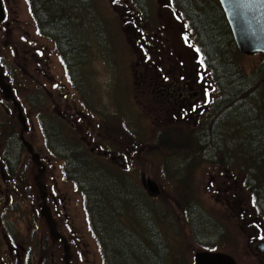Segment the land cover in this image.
Listing matches in <instances>:
<instances>
[{
	"label": "rangeland",
	"instance_id": "1",
	"mask_svg": "<svg viewBox=\"0 0 264 264\" xmlns=\"http://www.w3.org/2000/svg\"><path fill=\"white\" fill-rule=\"evenodd\" d=\"M73 1V9L85 21L83 25L80 23L82 31H80V25L75 23L74 26L68 25V28L64 29L65 33H69L71 30L73 34L77 32L70 45L75 51L80 52L77 53V58L80 54L82 55V60L78 58L81 61L79 65L81 70L76 68L77 73L74 81L76 86H73L67 79L63 63L59 60V53L53 40L56 35L51 32V29L48 30L47 19L45 22L43 20L37 24L32 16L28 0H2L5 13H8V17L4 19V22L9 21L5 23L8 25L7 31H5L3 22L0 24V40L2 41L0 57L6 60L8 69L11 71L12 67L17 78L20 77L23 80L20 82L17 79L16 82H13L17 85L18 96L23 102V114L27 119V131L24 132V138L40 155V160L45 167L41 175V182L46 188V204L56 222L57 231L67 239L70 246V263L105 264L103 248L92 231V223L84 197L74 183L63 176L64 160L53 158L48 153L46 140L36 119L41 113L56 114L60 112L58 115L63 118L68 127L67 130L72 129L81 144L111 165L113 171L115 169L131 180L134 200L131 199L124 204L120 203L118 198L113 203L109 200V197L112 196L114 201V196L119 194L120 189L124 186L122 183L114 185L107 195L101 191L102 187L99 181L95 182L99 192L104 195L102 212L94 216L106 221V223L104 222L106 235L116 230V233L124 237L122 229L125 228L127 235H135L137 244L143 245L148 252L152 253L151 256H154L158 249L143 239L141 234H144V231L140 227L137 228L135 224L136 221H139L146 226V221L151 219L152 226L153 224L156 226L160 238L163 239L162 246L168 252H172L168 259L174 260L175 264H193L194 253L207 249L228 253L235 258L237 264H259L256 255H261V253L257 251L256 246L258 242H264L260 239L261 236H264V217H259L254 212L253 205L250 203L251 197L244 185V174H239L233 169L230 170L223 164L194 166L192 164L183 165L176 160L172 163L178 166V169L173 172L171 167L174 165L165 166L159 156L145 150L146 147L143 145L159 131L167 132L165 135L169 138H176V135L173 136V132L181 137H186L191 130L198 128L199 117L193 118L189 114L191 118L188 117L184 120V124L179 126L177 121L180 118L176 117L173 112H167L171 108L164 101L166 98H162L158 92L155 93L157 77L154 75L152 77L154 83H151L141 74V68L134 65L137 60L135 55L137 48L123 31L124 27L129 25L128 20L135 21L145 34L156 30L161 15L169 12L168 8L163 6L164 2L162 0H142V3L136 4L128 0ZM210 1L218 3L217 0ZM35 2L37 10L38 5L44 1L35 0ZM200 2L201 0H197V4ZM171 5L172 9L182 18L179 9L174 7V2ZM98 10L105 17V23L94 19L93 23L89 25L87 15H92V11L97 14ZM52 11L50 10V12ZM201 12L204 14V11ZM37 13L39 17L41 14H44V18L48 17L45 9L37 10ZM51 26L61 34L60 26L55 24ZM40 29L48 30L49 34L43 36ZM90 30L93 31L89 32ZM193 44L196 47L194 37ZM35 45L42 46L43 49L40 50L42 53L36 55L34 62L31 63L30 51L33 52ZM234 46L236 53H233L228 42L223 59L236 69L237 78L240 69L244 70L251 78H261L264 81V55H243L239 53L235 43ZM178 52L182 54L181 51ZM46 57L48 58L46 59ZM217 58L221 60V54L218 53ZM70 60L71 64H74L75 55L70 56ZM14 62L17 64L14 65ZM190 63L192 66L195 65L198 71L197 75L200 74L201 70L198 67L200 62L192 61ZM171 64H175L174 59ZM174 66H176L174 67L176 70L177 65ZM224 66L227 69L224 75L229 77V82H231V79L233 80L229 71L231 66L228 67L226 64ZM72 67L70 65V68ZM202 77L205 79V84L211 86V94L209 100L202 99L199 105L201 106L200 110L209 107V112L206 114L209 116L211 114L210 104L217 98V93L212 87L214 80L211 79V71L209 69L201 71L199 78ZM29 78L32 87H27ZM57 81L60 83L59 89L54 90L55 96H49L47 89L51 88L52 82ZM229 86L231 87V83ZM144 88L146 90L151 88L150 94H145ZM61 92L63 93L62 97ZM31 93H34L36 100L39 97L36 107L42 109L35 107L32 110L30 108L28 98ZM215 96L216 98H214ZM42 99L44 103L40 104ZM8 105L13 108L10 116L12 117L11 121L16 122L18 135L21 126L16 119V108L11 103ZM67 106L69 107L67 108ZM81 108L84 110V115L81 125L78 126L75 123L77 111ZM67 110H73L76 113L67 114L65 112ZM138 111L154 115L155 125L144 114V121H137L132 126L131 122L134 116L140 117ZM87 122L93 132L91 145H86V142L81 139V136H84V131L81 128L85 127ZM225 127H228L227 123ZM59 129L61 132L64 131L63 127H59ZM135 129L141 133L132 134V130ZM198 131L201 132L202 129ZM6 136L10 137L11 135L6 134ZM226 138L228 140L230 136H226ZM49 140L52 141V138ZM0 141H3L1 135ZM97 142L105 143V150H101L102 148ZM6 146L5 153L8 159L13 160L16 165L14 176L19 177L20 180L18 178V182L13 183V179H11L8 182L9 173L6 168L4 169L0 208L2 204L4 206L2 209L4 223L10 221L14 227L9 241L12 245L9 244L14 246V254L18 253V262H12L10 257L6 260L9 249L3 239L4 262L5 264H43L44 262L46 264H64L63 245L59 242L60 257L57 241L51 240L45 221L39 214L40 193L34 181L38 167L31 160L30 154L20 143L18 144L15 138L9 139ZM92 146H96L99 150L93 149ZM111 154L123 155L122 158L126 163L123 168L118 167V161L111 160ZM23 176L25 180L21 179ZM147 178H151L158 186V191L154 196L147 195L142 187V182L145 184ZM27 186L31 189L28 190ZM128 186L125 193L127 197H131L130 186ZM107 187L109 186L107 185ZM144 195L149 198L148 201ZM138 196L140 203L146 201V210L155 212L156 215L152 213L151 218L143 219L140 208H137L139 202L136 198ZM190 202L200 204L209 217L218 222L217 227L207 230L203 226L199 230L190 232L185 219V211ZM105 208L108 210L118 209L114 214L117 215L115 220L120 229H116L118 227L112 224L110 217L104 214ZM164 209L166 219L162 216ZM216 228L219 230H215ZM5 232L6 230H4V234ZM163 233H167L169 237L164 238ZM195 236H198L200 241H197ZM211 236L215 239H211ZM44 239H46L44 247L40 244L39 252L33 255L32 243L43 242ZM211 242L217 246L210 247ZM117 243L123 245L121 240H118ZM135 248L129 247L124 256L123 253L117 251H114V255L122 264H126L125 256L131 257L134 264H149V261H146L147 254H140L141 251L136 246Z\"/></svg>",
	"mask_w": 264,
	"mask_h": 264
},
{
	"label": "trees",
	"instance_id": "2",
	"mask_svg": "<svg viewBox=\"0 0 264 264\" xmlns=\"http://www.w3.org/2000/svg\"><path fill=\"white\" fill-rule=\"evenodd\" d=\"M43 1V3L41 2L38 5L40 9L37 7V10L45 9V13L47 12L48 14V17L45 15V18L44 14H41L39 17L35 0H28L30 5L33 4L35 16L40 23L43 20L45 22L47 19L48 30L51 29V32L56 35L55 38H52L58 53L61 54L65 46L63 45L64 41L66 40L67 44H69L67 46H71L73 37L77 35V32L73 34L72 30L69 33H65L64 29H67L68 25L74 26L73 24L75 23L76 25H80V31H82L81 28L85 21L73 9V0ZM128 1L137 4L142 0ZM173 2L175 8L179 9L183 20L192 30L195 44L200 49V53L204 56L205 63L211 71V78L213 77L212 79L214 80L212 87L217 93V98L215 96L214 98L216 99L210 104L211 114L209 116L206 115L209 112V107L202 109L195 115L197 116L196 118L199 117L197 130H191L186 137H181L173 132L172 134L173 136L176 135V138H169L165 135L167 132L159 131L150 141L145 144L143 143L146 147L145 150L155 156L157 155V157L159 156L165 166L174 165L172 163L174 160L183 165L192 164L194 166L223 164L230 170L233 169L239 174H244V185L248 191V195L251 197L250 203L253 205L254 212L257 216L264 217V81L261 78L253 79L244 70L242 71L240 69L238 70L239 75L237 78L236 69L232 64L227 63L223 59L228 42L234 51L233 53H236V51L230 28L221 7L216 1L201 0L198 4L197 0H173ZM50 10L53 11L50 12ZM201 11H204V14H201ZM91 13L93 16L87 15L89 25L93 23L94 19L96 21L99 19V21L105 23V17L100 10H98L97 14L93 11ZM54 24L60 26L61 34L59 31L57 32L53 29L51 25ZM47 31L43 32L47 34ZM92 31L90 30L89 32ZM218 53L221 54L222 62L217 58ZM79 58L82 60L81 54ZM69 61L71 60L69 59ZM76 61L78 64H81L79 59H76ZM225 64L228 67L231 66V69H229L233 76L231 82H229L230 78L224 75L227 71L224 66ZM8 73L11 78H17L13 68ZM230 83L231 87L229 86ZM154 89L155 93H157L156 86ZM150 91L151 88L150 90L144 88L145 94H150ZM144 114L155 125V116L147 112ZM144 114L138 111V115L141 118L134 116L131 125H135L137 121H144ZM6 119V116L1 119L3 121V127L7 125ZM185 119H188V117L179 119L177 121L178 125H183ZM39 122L43 137L46 140L48 153L53 158L64 160L62 166L64 178L73 182L85 199V206L92 223V231L94 232V224L95 226H100V228H97L95 235L103 248L105 264H122L121 261L116 259L114 251L123 253L124 256L129 247L135 248V246L142 252L140 254H147L146 261H149V264H175L174 260L168 259V256H171L172 252H168L162 246L161 241L163 239L160 238L156 226L154 224L152 226V220L149 219L152 217V213L154 215L156 213L147 211L146 201L140 203L138 201L139 196L136 198L137 202H139L137 208H140L143 219L149 220L146 221V226L139 221H136L135 224L137 228L140 227L144 231V234H141L143 239L149 245L156 246V249H158L156 254L151 256L152 253L148 252L143 245L140 243L137 244L138 241L135 235H130L126 243L125 238L121 234L116 233V230L106 235L104 231V222L106 223V221L99 219V217L94 218L96 208H99L100 213L102 212L104 195L102 192H99L95 182L99 181L102 187L101 191L109 195L113 186L119 181L117 176H122V179L126 181L125 176L121 175L115 169L113 171L111 165L107 164L101 157L81 144L80 139L72 132L73 130H67V125L59 115L41 113L39 114ZM226 123L227 128L225 127ZM59 127H63L64 131L61 132ZM189 127H191L190 124ZM199 129H202V131H198ZM135 132L141 133L136 129L132 130V134ZM226 136H230V138L227 140ZM2 137L5 141L7 136L3 134ZM49 138H52V141ZM171 169L174 172L178 169V166L174 165ZM111 176L113 178H110ZM125 192L126 188H122L119 194L114 196V201L112 200V196L109 197V200L113 203L118 198L122 204L128 203L131 199L134 200V196H132L134 189L131 187V184L129 189L131 197H127ZM146 198L148 201L149 198ZM149 202L152 203V201ZM114 212H117L116 209L108 210L105 208L104 214L110 217L112 224L118 227L114 228L120 229L119 224L115 220L117 215ZM162 216L166 219L165 209L163 210ZM185 219L190 232L196 229L199 230L203 226L207 230H213L218 225V222L212 217L210 218L206 210L195 202H190V205L186 208ZM154 222H156L155 219ZM215 230H219V228ZM122 231L124 233L123 229ZM163 234L165 235L163 236L164 238L169 237L167 233ZM217 237L220 238V236ZM132 238L134 240H131ZM210 238L215 239L212 236ZM105 239L106 241L104 242ZM195 239L200 241L198 236H195ZM118 240L123 241V245H119L117 243ZM45 241L46 239L43 242L38 241L32 243L33 255L39 252L40 244L44 247ZM59 242L57 241L56 244H58V253L61 257ZM215 246L217 245L211 242L210 247ZM144 256L146 257V255ZM125 258L126 264H134L131 257L125 256ZM154 259L156 260L154 261ZM43 264H46V262Z\"/></svg>",
	"mask_w": 264,
	"mask_h": 264
},
{
	"label": "flooded vegetation",
	"instance_id": "3",
	"mask_svg": "<svg viewBox=\"0 0 264 264\" xmlns=\"http://www.w3.org/2000/svg\"><path fill=\"white\" fill-rule=\"evenodd\" d=\"M162 1L164 2L163 6L168 8L169 12L164 14V15L163 14L161 15V20L159 22V26L156 28V30L154 29L155 31L151 30L147 34H145L141 30V28H139V26H137L135 21L128 20L129 25H132L133 28L139 32V34L136 38H133V39L129 38V40H132V42L134 43V46L139 50V52L141 53L142 58H143L141 62H139V63L135 62L134 65L136 67L141 68V70H142L141 74H143V76L148 81H150L151 83L153 82L152 77L154 75L157 77V81H156L157 85L155 84L156 85V91L161 95L162 98H166L164 101L171 108V109L167 110L168 113L173 112V114L180 119L190 117L189 114L192 115L191 117H194L196 115V113H199L202 110V109L200 110L201 106L199 105V102L202 99L206 100V99L210 98L209 95L211 94V86L205 84V79H203V77L199 78V75H201V71H207L208 68L204 65V63H203V65H201L199 63L200 66H198V67H199V70H201V71H199L200 74L197 75L198 71H197L194 63H193L194 66H192V64L190 63L192 61L200 62V57H198V52L196 51V47H194V44H193L194 34H193L192 30L190 29V27L188 26V24L183 20V18H181L178 15V13L172 9L173 7L171 5V1L170 0H162ZM1 2H2V0H1ZM2 6L4 9V4H2ZM30 9L32 11V14H33L32 16H33L34 20L37 21V24H40V21L35 16L33 4L30 5ZM3 13H4V19H5V17H8V13H5V10H3ZM4 19L0 22V24L3 22L4 27H5V31H7L8 25L5 24L7 21L4 22ZM185 25H187V27H185ZM43 31L44 30L40 29L41 34L44 36L45 33ZM185 36H187L189 38V41L187 44L184 41ZM194 42H195V40H194ZM1 44H2V41L0 40V45ZM63 45H65V46L63 47L61 54H59V60H60V62L63 63V67L65 69V74L67 75L66 76L67 79L69 80L70 83H72L73 86H76L74 83L75 75L77 73L76 68L78 70H81V69H79L80 64L77 63L76 58L80 52L75 51L71 46H68V48H67L66 47L67 46L66 40L64 41ZM171 46H172V48H171ZM41 47L35 45V48L33 47V52L30 51L31 56H32L30 59L31 63L34 62V58L36 57V55L38 56L40 53H42V52H40V50L43 49ZM177 50L181 51L182 54H180ZM175 54H176V56H175ZM73 55H75V61H74V64H71L69 59H70V56H73ZM61 56H62V58H61ZM47 58L48 57H46V59ZM173 59L175 60L174 65H177L176 70L174 69V67H176V66L171 64V61H173ZM46 62H48V61H46ZM13 64L16 65L17 63L14 62ZM70 65L73 67L70 68ZM67 66L70 70L67 68ZM202 69H204V70H202ZM0 70L3 73L5 82L11 86L13 95H14L15 99L20 103V106L22 108V113H23V106H22L23 102L20 100V98L18 96L17 85L14 83L17 81V79H19L20 82H23V80L20 77L11 78L9 76V73H8L9 69L7 67L6 60L3 57H0ZM34 71H35V68H34ZM165 77H167V79H165ZM30 83H31V79L29 78V80L27 82V87L28 86L32 87V84H30ZM52 84L53 85L51 86V88L47 89L49 96H55L54 90H56L57 88L59 89V85H60V83L58 81L52 82ZM54 85L56 87H54ZM60 95L62 97L63 93L61 92ZM200 97H201V99H200ZM38 98H37V100H38ZM37 100H36V97H34V93H31L29 95V98H28L29 102L28 103L30 105V108H32V110H34L36 105L39 103ZM9 103H11L13 105V102L11 99H7L4 97L3 91L0 88V109H1V111H0V135L1 136H3V134H5V135L10 134L11 135L10 137L7 136L5 141L3 140V137H2L3 141H0V199L2 198L1 195L3 193L2 185L4 184V169L6 168L7 173H9L8 174L9 176L6 175L8 182L11 179H13V183H17L18 178H19V177L14 176V172L16 169V165H15L14 161L11 160L10 158L8 159V156L5 153V150L7 148L6 142L13 137L17 140L18 144L20 143V145L25 148V146L23 145V143L19 137L22 126L17 119V109H15L16 110V119L21 126L19 129L18 135H17L16 122L11 121L12 117L10 116V114L13 112L12 111L13 108H10V106L8 105ZM42 103H44L43 99L40 102V104H42ZM68 107L69 106H67V108ZM24 108H25V106H24ZM36 108L42 109L40 107H36ZM82 108L77 111L78 115L76 117V123L75 124H77L78 126L81 125V120H82L83 115H84V110H82ZM203 109H205V108H203ZM65 112H67V114L76 113V111H73V110H67ZM58 113H60V112H57L56 115H58ZM3 116L7 117L6 127H3V125H2L3 121L1 120V117H3ZM23 116H24V114H23ZM36 119H37L38 124L40 125L39 118L37 117ZM26 120L27 119L25 118V123L27 126ZM81 129L84 131V136H81V139L86 142V145H91V143L93 141L92 140L93 139L92 138L93 132H92V129H91L89 122H87L85 127H82ZM25 131H27V128ZM23 135H24V133H23ZM97 144H99L101 146V148H102L101 150H105V143L97 142ZM46 146H47V144H46ZM92 148L95 150H99V149H97L96 146H92ZM25 150H26V148H25ZM112 156H114L116 158H114V159L111 158V160L112 161H114V160L118 161V164H119L118 167L123 168L124 165L126 164L122 158L123 155L111 154L110 157H112ZM119 158H120V160H118ZM123 176H125V175H123ZM110 178H113V177L111 176ZM117 178L119 181L116 183V185H118V183H122L124 185L123 188H127V185L130 186V183H131L130 179H127L125 177L126 181H124L123 179H121L122 176H117ZM21 179L25 180V177L23 176ZM19 180H20V178H19ZM34 181H35V179H34ZM27 187H28V190L31 189V187H29V186H27ZM142 187L145 190L146 194L148 195V192L146 190V186L143 182H142ZM129 189H130V187H129ZM142 193H143V191H142ZM1 201H2V199H1ZM3 208H4V206L1 204V208H0V264H5L4 259H3V255H4V253H3V239L5 240L6 245L9 249L6 260H8V258L10 257L12 259V262H14V261L18 262V253L14 254V249H13L14 246H11L12 244L9 242L11 240V235H12L11 231H14V229H13L14 227L10 221H7L4 223V216H3V210H2ZM39 208H40V204H39ZM116 211H118V209H116ZM98 213H99V208H96L95 214L98 215ZM95 217L98 218V216H94V218ZM101 225H102V223H101ZM93 227H94V234H95L97 228H100V226H95V224H94ZM4 230H6L5 234H4ZM126 231H127V229L124 228L125 243L128 241V239L130 237L129 234L128 235L126 234ZM259 253H261V252H259ZM256 257H257V262L259 264H264V252L261 253V255H256Z\"/></svg>",
	"mask_w": 264,
	"mask_h": 264
},
{
	"label": "water",
	"instance_id": "4",
	"mask_svg": "<svg viewBox=\"0 0 264 264\" xmlns=\"http://www.w3.org/2000/svg\"><path fill=\"white\" fill-rule=\"evenodd\" d=\"M224 12L225 18L230 27L237 50L243 55L264 54V0H218ZM4 19L3 7L0 0V22ZM124 33L129 38H136L139 34L131 25L125 26ZM132 41V40H131ZM133 43V42H132ZM138 61H141L142 55L137 49ZM0 88L4 97L11 99L14 107L17 109V119L21 124L20 140L25 146L27 152L31 155V160L37 165V174L35 175V184L40 193V215L44 218L49 235L53 241H61L63 245V262L70 263V246L67 240L57 231L51 210L46 204L45 185L41 182V175L45 170L40 155L34 151L33 146L24 138V131L27 126L25 117L22 113L20 103L15 99L11 86L5 82L3 73L0 70ZM112 159L116 158L114 156ZM146 190L150 195L158 191V186L151 178L145 180ZM257 251L264 252V242H258ZM193 264H237L232 256L224 252L201 250L194 253Z\"/></svg>",
	"mask_w": 264,
	"mask_h": 264
},
{
	"label": "snow or ice",
	"instance_id": "5",
	"mask_svg": "<svg viewBox=\"0 0 264 264\" xmlns=\"http://www.w3.org/2000/svg\"><path fill=\"white\" fill-rule=\"evenodd\" d=\"M185 27H187V25H185ZM184 41H185V43L187 44L188 41H189V38H188L187 36H185V37H184ZM196 51H197V52H200V49L197 48ZM203 63H204V60H203V57H201V58H200V64L203 65ZM165 79H167V77H165ZM54 87H56V86L54 85ZM260 239H261V240H264V236H261Z\"/></svg>",
	"mask_w": 264,
	"mask_h": 264
}]
</instances>
